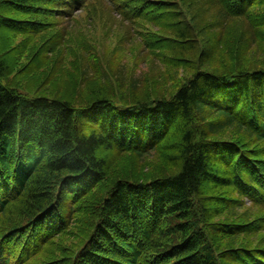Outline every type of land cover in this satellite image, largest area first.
Returning a JSON list of instances; mask_svg holds the SVG:
<instances>
[{"label": "trees", "instance_id": "1", "mask_svg": "<svg viewBox=\"0 0 264 264\" xmlns=\"http://www.w3.org/2000/svg\"><path fill=\"white\" fill-rule=\"evenodd\" d=\"M0 264H264V0H0Z\"/></svg>", "mask_w": 264, "mask_h": 264}, {"label": "rangeland", "instance_id": "2", "mask_svg": "<svg viewBox=\"0 0 264 264\" xmlns=\"http://www.w3.org/2000/svg\"><path fill=\"white\" fill-rule=\"evenodd\" d=\"M76 17L78 19L77 21H74V19H71V18L68 20L66 19L65 21H62L63 27L65 29H67V32H68L66 36H67V38L71 39V41L68 43L69 45L67 46L68 49L79 50V46H80L79 41L82 39L84 34L91 36L95 40L100 38L102 40L101 52L99 54L100 65L104 69L105 68L104 67V65H105L104 61L107 58H109V56L112 53V50L115 49L114 46L116 45L117 38L120 35V31L122 29V27L120 26V23L113 24L111 30L108 31V30H105L98 23L92 21V19L95 18L94 15H93V18H91V20H89L85 14L81 15V13L78 12V13H76ZM106 34H108V35L106 36ZM104 36H106V37L104 38ZM64 44H65V42H63V45ZM127 45L129 46V44H127ZM124 46H125V44H124ZM128 49H130V46L128 47ZM79 52H80V54L82 53V51H79ZM128 55L129 54H127V53L125 54V56H127V57H128ZM52 56H50V58H52ZM71 56H70V54H65L64 61L58 66L59 68L57 67L58 69L56 71V75H61L62 80H63V76H66V74H68V75L71 74V72L74 70L73 65H71L69 62L71 59ZM149 58H151V56ZM128 61H130V62H128ZM126 62H128V68H129V72H126V74H125L126 83L129 79L130 71L132 70L131 69L132 65L135 68L134 71H135V73H137L136 75L143 74V72L144 73L149 72L152 69V71H154L155 77L157 79H160L162 77V80L165 81L166 74H169V70H167V68H165L163 65H161L158 62L157 63H153V62L148 63L147 61H142L141 58L136 59L134 64H132V60H127ZM53 63H54V59H52L51 63H49L47 65L48 70H49V67H51L53 65ZM54 67H56V66H54ZM75 71L77 72L76 67H75ZM171 75H172V78H179L182 75L186 76L187 73L185 70L181 69L178 73H173ZM64 80H67V78H64ZM170 81H172V80H170ZM170 81L168 83H170ZM147 82L151 83L150 80L145 81L143 79L144 88L142 87L143 89H141L140 92L142 91V93H145L146 91H148ZM168 85L169 84L164 83L161 86H158V90H160V89H162ZM47 88H49V85L47 86ZM65 88H67V87L65 86ZM49 89H55V86L51 85ZM38 94H40V92ZM61 94L70 96V94H74V93H70V91H68V90L66 91V89L62 88ZM149 157H150V159L148 160V162H150V164L145 165V169L151 165V167H152L151 170H149V169H146V170L153 171L154 169L159 167L157 163H159V165H160L161 161L159 159H157L156 156H154V155H149ZM145 169L143 167V170H145ZM139 170H142V168H140Z\"/></svg>", "mask_w": 264, "mask_h": 264}]
</instances>
